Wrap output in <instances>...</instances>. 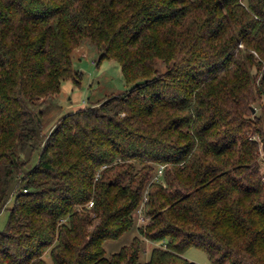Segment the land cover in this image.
Returning <instances> with one entry per match:
<instances>
[{
	"label": "trees",
	"instance_id": "1",
	"mask_svg": "<svg viewBox=\"0 0 264 264\" xmlns=\"http://www.w3.org/2000/svg\"><path fill=\"white\" fill-rule=\"evenodd\" d=\"M85 41L128 90L43 136ZM263 96L264 0H0V264H264Z\"/></svg>",
	"mask_w": 264,
	"mask_h": 264
},
{
	"label": "rangeland",
	"instance_id": "2",
	"mask_svg": "<svg viewBox=\"0 0 264 264\" xmlns=\"http://www.w3.org/2000/svg\"><path fill=\"white\" fill-rule=\"evenodd\" d=\"M74 54L73 67L79 74L77 79L63 81L59 94L45 98L34 106L41 115L43 136H48L62 117L87 106L99 105L107 96L122 94L128 90L121 66L113 59H105L100 62L101 51L96 45L90 41H85ZM256 72L254 70V73ZM256 75L258 78L260 77V73ZM257 83L259 84V81ZM263 104L264 96L254 105L257 114H260ZM30 154L32 160L28 168L33 167L38 159V151H30ZM262 170L264 172V167ZM8 219L9 210H5L0 215V230L6 229ZM146 222L147 219L144 214L142 212L137 213V226H143ZM135 237H140L137 227H134L118 240L108 241L105 244L107 257L110 258L123 247L129 246ZM159 246H161L160 243L155 244L146 240L141 252L140 264L148 262L153 249ZM184 256L197 264H212L206 252L195 247L190 248ZM46 260L52 264L49 255L46 256Z\"/></svg>",
	"mask_w": 264,
	"mask_h": 264
},
{
	"label": "built area",
	"instance_id": "3",
	"mask_svg": "<svg viewBox=\"0 0 264 264\" xmlns=\"http://www.w3.org/2000/svg\"><path fill=\"white\" fill-rule=\"evenodd\" d=\"M163 169H164V168H163V167H161V168L159 169V172H158V174H162V172H163ZM156 180H158V177L156 178ZM92 205H93V203H91V204H90V206H92Z\"/></svg>",
	"mask_w": 264,
	"mask_h": 264
},
{
	"label": "water",
	"instance_id": "4",
	"mask_svg": "<svg viewBox=\"0 0 264 264\" xmlns=\"http://www.w3.org/2000/svg\"><path fill=\"white\" fill-rule=\"evenodd\" d=\"M253 111L255 112L256 110L254 109Z\"/></svg>",
	"mask_w": 264,
	"mask_h": 264
}]
</instances>
